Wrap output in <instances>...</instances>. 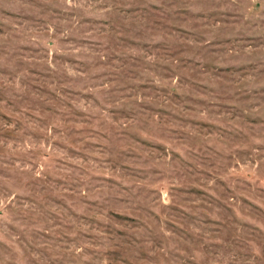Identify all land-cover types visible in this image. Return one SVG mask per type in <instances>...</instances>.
<instances>
[{"label":"rangeland","instance_id":"1","mask_svg":"<svg viewBox=\"0 0 264 264\" xmlns=\"http://www.w3.org/2000/svg\"><path fill=\"white\" fill-rule=\"evenodd\" d=\"M0 264H264V0H0Z\"/></svg>","mask_w":264,"mask_h":264}]
</instances>
